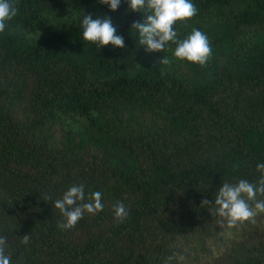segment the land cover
Here are the masks:
<instances>
[{
	"label": "trees",
	"instance_id": "trees-1",
	"mask_svg": "<svg viewBox=\"0 0 264 264\" xmlns=\"http://www.w3.org/2000/svg\"><path fill=\"white\" fill-rule=\"evenodd\" d=\"M13 2L0 33V236L11 264H264V213L235 226L210 213L223 183L256 182L264 163V0H191L197 14L173 27L178 40L206 34L204 65L176 58L173 42L145 51L131 25L148 13L127 0L116 11ZM88 14L110 17L124 47L85 41ZM74 184L101 192L104 207L63 230L54 202Z\"/></svg>",
	"mask_w": 264,
	"mask_h": 264
},
{
	"label": "clouds",
	"instance_id": "clouds-1",
	"mask_svg": "<svg viewBox=\"0 0 264 264\" xmlns=\"http://www.w3.org/2000/svg\"><path fill=\"white\" fill-rule=\"evenodd\" d=\"M102 5H107L110 11H116L121 0H98ZM128 7L134 12L144 10L146 18L143 22L134 21L131 29L139 35L140 45L145 46V51L155 52L165 50L166 44H176L174 56L181 60L204 65L212 54V48L206 34L198 29H193L191 34L183 40L177 39V31L173 25L176 21H186L197 14L198 9L191 0H127ZM18 14V8L13 0H0V33L5 31L6 22L11 21ZM83 39L93 42L100 48L111 45L114 48L124 47V37L117 34L108 16L84 15L81 21ZM162 64L168 63L165 57ZM260 173L256 182L240 179L234 184L223 183L215 193L214 205L210 210L212 215L222 218L229 226L238 222L251 220L258 213H264V200L257 196H264V163L256 167ZM102 193L89 192L87 195L84 185H72L64 192L62 198L55 200L54 207L60 211L65 222L58 227L67 230L73 228L83 217L85 211L96 213L103 210L101 202ZM213 204V201L202 200L201 206ZM114 218L123 221L128 216L126 206L117 201L112 205ZM30 237L26 234L21 242L27 244ZM6 237L0 236V264H11L10 256L5 254ZM173 257H169L171 261ZM180 260L183 257H179Z\"/></svg>",
	"mask_w": 264,
	"mask_h": 264
}]
</instances>
